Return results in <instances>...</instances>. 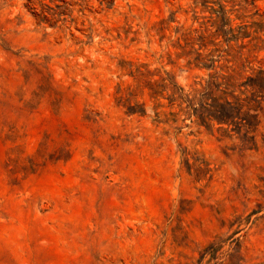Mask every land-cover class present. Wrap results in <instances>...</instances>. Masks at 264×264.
I'll return each mask as SVG.
<instances>
[{
  "label": "rangeland",
  "instance_id": "374dc122",
  "mask_svg": "<svg viewBox=\"0 0 264 264\" xmlns=\"http://www.w3.org/2000/svg\"><path fill=\"white\" fill-rule=\"evenodd\" d=\"M258 70L264 0H0V264H264V93L251 142L167 100Z\"/></svg>",
  "mask_w": 264,
  "mask_h": 264
},
{
  "label": "trees",
  "instance_id": "16d2710c",
  "mask_svg": "<svg viewBox=\"0 0 264 264\" xmlns=\"http://www.w3.org/2000/svg\"><path fill=\"white\" fill-rule=\"evenodd\" d=\"M199 62V56L194 59ZM202 67H209L200 63ZM229 75H211L198 88H190L184 91L181 88L174 89L167 98L168 106L177 103L179 111L185 110L187 117L192 116L195 121L202 126H208L215 123L218 126H225L229 131L237 136L240 135L244 141L251 142L252 134L258 125V111L260 110V100L256 99L264 93V71L258 70L252 78H247L244 83L238 86L244 87V91L249 96L241 98L234 95V86L230 83ZM248 89V91H246ZM160 92L152 91L151 98L156 99ZM128 114H134L132 108L127 109ZM139 113L142 115L143 110ZM176 113H168V119L171 123L176 121ZM166 121H160L165 124ZM159 122V123H160ZM222 131H227L226 129Z\"/></svg>",
  "mask_w": 264,
  "mask_h": 264
}]
</instances>
